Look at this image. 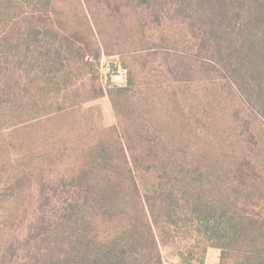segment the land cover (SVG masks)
Here are the masks:
<instances>
[{"label": "rangeland", "instance_id": "obj_1", "mask_svg": "<svg viewBox=\"0 0 264 264\" xmlns=\"http://www.w3.org/2000/svg\"><path fill=\"white\" fill-rule=\"evenodd\" d=\"M5 1L0 60L11 50L17 58L0 75V255L23 245L40 214L51 224L60 219L62 179L93 150L119 165V142L142 171L164 176L168 165H179L174 176L190 177L189 191L202 189L210 202L224 193L222 184L209 185L217 173L243 212L264 219V105L247 101L219 63L196 58V42L171 3L157 22L151 12L161 0L151 11L144 0H12L14 19ZM69 41L92 65L79 63L81 53L68 56ZM160 183L166 179L146 174L143 187L150 192ZM186 185L172 188L177 194ZM201 239L180 226L161 245L163 264H220L218 248L209 245L202 256ZM238 256L231 252L229 264H242Z\"/></svg>", "mask_w": 264, "mask_h": 264}, {"label": "trees", "instance_id": "obj_2", "mask_svg": "<svg viewBox=\"0 0 264 264\" xmlns=\"http://www.w3.org/2000/svg\"><path fill=\"white\" fill-rule=\"evenodd\" d=\"M19 1L26 5L29 0ZM144 1L151 11L154 5L150 4L156 0ZM5 2L8 17L14 19V3ZM170 3V10L196 42V58L219 63L247 101L261 109L264 105V0H161L160 9L151 12L152 18L157 22L163 20ZM71 45L69 41L65 50L68 56L81 53L79 63L92 65L86 62L88 52L82 56V48L74 49ZM101 55L98 46L93 58L99 61ZM5 57L6 62L0 60V75L10 66L14 67L17 55L11 50ZM24 57L27 58V53ZM119 145L123 153L117 161L120 166L93 150L73 175L62 179V221L51 224L40 214L28 228L23 245L16 248L11 244L4 248L0 264H163L161 245L166 246L170 235L180 226L201 234L202 243L206 244L201 248L202 256L210 245L221 250L220 264H229L231 252L239 253L237 263L242 260V264H264V219L257 220L243 212L232 201L229 191L226 192L229 189H224L226 181H220L217 173L208 178L209 185L215 189L222 184L223 190L217 191L224 193L219 194L218 202H210L201 194L202 189L189 191L190 177L174 176L180 170L179 165L167 164L170 171L164 176L149 168L142 171L139 160L132 161L125 146L120 142ZM110 165L116 169L115 174ZM245 172L240 164L238 183L244 181ZM146 174L157 181L166 179L167 184L160 183L155 190L147 192L143 187ZM176 182L187 184L185 191L176 194L172 188ZM238 187L230 188L237 191ZM223 199V206L219 205ZM209 235L212 240L208 239ZM51 237L55 240L49 243ZM126 251L130 254L126 255ZM137 257L141 259L138 262Z\"/></svg>", "mask_w": 264, "mask_h": 264}]
</instances>
